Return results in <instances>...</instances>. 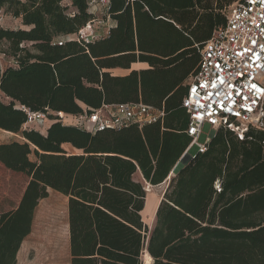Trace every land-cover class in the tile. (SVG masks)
<instances>
[{
    "label": "trees",
    "instance_id": "obj_1",
    "mask_svg": "<svg viewBox=\"0 0 264 264\" xmlns=\"http://www.w3.org/2000/svg\"><path fill=\"white\" fill-rule=\"evenodd\" d=\"M237 1L109 0L104 16L115 26L84 44L76 36L96 19L90 0H0V19L3 12L22 25L0 24V56L11 61L0 63V130L24 140L0 145V164L28 179L18 207L0 215V264L17 263L49 190L69 198L71 264H143L145 252L148 264H264L263 132L239 139L221 127L170 177L192 142L187 83ZM129 103L165 117L95 133L78 125L103 106ZM27 112L65 118L49 116L42 134L24 129ZM137 174L151 187L169 181L151 231Z\"/></svg>",
    "mask_w": 264,
    "mask_h": 264
},
{
    "label": "built area",
    "instance_id": "obj_2",
    "mask_svg": "<svg viewBox=\"0 0 264 264\" xmlns=\"http://www.w3.org/2000/svg\"><path fill=\"white\" fill-rule=\"evenodd\" d=\"M109 0H90L89 6L106 12ZM96 19L77 34L79 43L99 40ZM65 39L56 43L62 46ZM183 107L190 115L188 135L192 142L184 156L197 147L205 153L217 129L226 127L243 139L254 129L264 133V0H239L230 9L225 27L217 29L204 45L197 74L187 83ZM28 127H43L49 116L64 120L62 113H31ZM164 109L143 103L103 106L89 116L77 119L78 125L90 132L140 127L162 121ZM50 123V121H49ZM212 128L207 142L199 143L205 125ZM218 188V186H217Z\"/></svg>",
    "mask_w": 264,
    "mask_h": 264
},
{
    "label": "rangeland",
    "instance_id": "obj_3",
    "mask_svg": "<svg viewBox=\"0 0 264 264\" xmlns=\"http://www.w3.org/2000/svg\"><path fill=\"white\" fill-rule=\"evenodd\" d=\"M103 10L95 11L96 24L95 28L97 29L98 34L100 35L99 40L106 37L110 23L105 19ZM0 24L6 29H19L22 28L20 20L14 19L13 17L6 15L2 12ZM29 47V46H28ZM0 63L2 67H5L7 64L11 63L9 59H5L0 56ZM50 123L47 121L46 124H43V127L32 128L37 129L40 132H45V127L49 126ZM212 133V128L209 125H205L202 129V135L199 138V143L204 144L207 142L210 134ZM65 150L69 153H77L70 146H64ZM191 155L197 153V147H194L191 150ZM33 158V157H32ZM170 177H174L171 176ZM169 177V178H170ZM135 180L138 182L144 183L145 191L147 194L148 185L143 182L141 176L137 174ZM28 179L22 176V181L20 183V194H22ZM169 182V181H168ZM165 186L163 187H153L152 190L154 193L147 198L145 205V210L142 216L144 223L148 226L149 231L154 227L155 220H151L152 210L156 205L158 200L161 199L162 192ZM4 191L0 194L3 197ZM16 195V192H15ZM67 208L68 202L67 198L63 195L56 193L54 191H49L48 198L40 201L35 221H34V233L31 236L30 240L36 242L35 250H32L29 255L26 254L24 262L21 264H70L71 258L67 249ZM157 209V208H156ZM157 212V211H156ZM145 254H143V264H148ZM152 264V263H149Z\"/></svg>",
    "mask_w": 264,
    "mask_h": 264
},
{
    "label": "crops",
    "instance_id": "obj_4",
    "mask_svg": "<svg viewBox=\"0 0 264 264\" xmlns=\"http://www.w3.org/2000/svg\"><path fill=\"white\" fill-rule=\"evenodd\" d=\"M108 22L110 23V26L108 28V32H109V30L112 27H114L115 24L113 22H111L110 20H108ZM108 32L106 35H108ZM147 68H148V66L146 64H134L132 66V70H143V69H147ZM113 73L115 75H120V76L128 74V72H125L122 70H114ZM27 127L28 126L24 127V129H27ZM48 128H49V126L48 127L46 126L45 132L44 133L41 132V133L46 134ZM23 141L24 140L20 134H13V133H9V132H5V131L0 130V145L11 144L14 142L22 143ZM0 173H1L0 189H1V192L2 191L5 192L3 195L4 198H2V200L0 202V215H1L3 213L8 212V211L15 210L18 207V205L21 201V196H22V194H20V190H19L20 183L22 180H21V177L19 175L15 176L14 173L6 170L1 164H0ZM168 185H169V182L166 181L162 185L158 186V188L165 186V188L162 192V195L160 197L161 198L160 202L163 198V195H164ZM49 191H53V190H49ZM15 192H16V195H15ZM64 197H66V196H64ZM66 198H67V202L69 203V198L68 197H66ZM158 206H157V209H158ZM157 209H156V211H157ZM36 211L34 214V220H33V224H32V232L23 241V243H22V245L18 251L17 257H16V261H17L16 264H21L22 262H24L26 254L29 255V253H31L32 250H35L36 242L35 241L33 242L32 239L30 240V238L34 233V221H35ZM66 233H67V249H68V252L70 254V233H69L68 208H67ZM70 258H71V254H70ZM71 260H72V258H71Z\"/></svg>",
    "mask_w": 264,
    "mask_h": 264
},
{
    "label": "bare ground",
    "instance_id": "obj_5",
    "mask_svg": "<svg viewBox=\"0 0 264 264\" xmlns=\"http://www.w3.org/2000/svg\"><path fill=\"white\" fill-rule=\"evenodd\" d=\"M148 190H147V195H146V202H147V198H148V196H150V195H152L153 193H154V191L152 190V188L153 187H151L150 185H148ZM159 202H157L156 203V205L154 206V208H153V210H152V216H151V220L152 221H154L155 220V216H156V208H157V206L160 204V199L158 200ZM145 205H146V203H145ZM145 210V209H144ZM143 213H145L144 211L142 212V216H143ZM145 254V256H146V259H147V261H149L150 260V255L147 253V252H145L144 253ZM153 262V261H152Z\"/></svg>",
    "mask_w": 264,
    "mask_h": 264
},
{
    "label": "water",
    "instance_id": "obj_6",
    "mask_svg": "<svg viewBox=\"0 0 264 264\" xmlns=\"http://www.w3.org/2000/svg\"><path fill=\"white\" fill-rule=\"evenodd\" d=\"M191 159V156H188V155H186V156H183L182 157V159L178 162V164L175 166V168L173 169V171H172V176H175L178 172H179V170L183 167V166H185L187 163H188V161Z\"/></svg>",
    "mask_w": 264,
    "mask_h": 264
}]
</instances>
